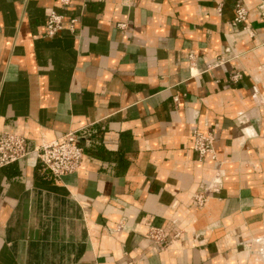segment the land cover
Returning a JSON list of instances; mask_svg holds the SVG:
<instances>
[{
    "label": "crops",
    "instance_id": "1",
    "mask_svg": "<svg viewBox=\"0 0 264 264\" xmlns=\"http://www.w3.org/2000/svg\"><path fill=\"white\" fill-rule=\"evenodd\" d=\"M0 130L85 152L0 166V264H264V0H0Z\"/></svg>",
    "mask_w": 264,
    "mask_h": 264
},
{
    "label": "built area",
    "instance_id": "2",
    "mask_svg": "<svg viewBox=\"0 0 264 264\" xmlns=\"http://www.w3.org/2000/svg\"><path fill=\"white\" fill-rule=\"evenodd\" d=\"M135 1L122 0V3L130 5ZM61 3L67 5L70 0H61ZM247 17V7L238 3L235 8L233 24H244L247 21ZM76 21V18L71 20L72 23ZM118 25L124 28L127 23L121 22ZM64 29L65 15L57 10H52L46 20L44 35L46 37H54ZM193 147L201 158L208 155L215 156L213 134L195 129L193 131ZM28 156L37 157L44 169L49 170L53 176L61 178L82 168L85 152L83 145L78 142V134L76 132H69L60 138L45 141L31 148L25 136L11 131L0 130V166L11 164ZM194 198L198 204L204 205L209 199V191H198L195 193ZM120 229H122V226L119 225L117 229H111L110 231L113 232ZM145 236L162 248L169 246L174 238L167 234L163 226L152 224H150ZM125 264H137V262L132 260Z\"/></svg>",
    "mask_w": 264,
    "mask_h": 264
}]
</instances>
